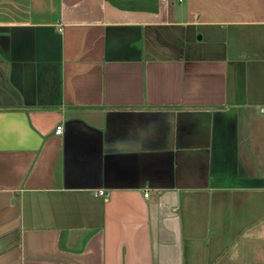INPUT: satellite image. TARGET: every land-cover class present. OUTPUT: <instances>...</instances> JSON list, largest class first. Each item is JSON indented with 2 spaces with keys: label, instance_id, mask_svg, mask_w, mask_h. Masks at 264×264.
I'll list each match as a JSON object with an SVG mask.
<instances>
[{
  "label": "crops",
  "instance_id": "1",
  "mask_svg": "<svg viewBox=\"0 0 264 264\" xmlns=\"http://www.w3.org/2000/svg\"><path fill=\"white\" fill-rule=\"evenodd\" d=\"M0 264H264V0H0Z\"/></svg>",
  "mask_w": 264,
  "mask_h": 264
},
{
  "label": "built area",
  "instance_id": "2",
  "mask_svg": "<svg viewBox=\"0 0 264 264\" xmlns=\"http://www.w3.org/2000/svg\"><path fill=\"white\" fill-rule=\"evenodd\" d=\"M163 1H165V2L176 1V2H180V3L184 2V0H163ZM56 132H57V134H62V132H63V126L62 125L58 126ZM99 194L103 195V194H105V192L103 190H100L99 191ZM146 196L148 197L149 196V193H147Z\"/></svg>",
  "mask_w": 264,
  "mask_h": 264
}]
</instances>
